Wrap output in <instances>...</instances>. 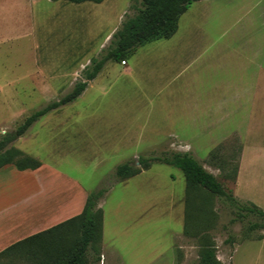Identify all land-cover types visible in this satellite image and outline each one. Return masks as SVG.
<instances>
[{"label":"rangeland","instance_id":"obj_1","mask_svg":"<svg viewBox=\"0 0 264 264\" xmlns=\"http://www.w3.org/2000/svg\"><path fill=\"white\" fill-rule=\"evenodd\" d=\"M140 5L39 0L25 30L0 27V139L83 81ZM131 63L138 71L127 77L108 62L82 96L9 149L58 167L89 193L108 188L98 204L100 264H199L196 234L212 239L222 264H264V230L248 233L262 219L240 217L224 198L211 199L200 230L185 234L189 213L198 211L187 207L181 170L155 163L115 177L139 157L190 153L237 200L264 210V0L193 3L170 41L140 47ZM243 140L251 149L241 165Z\"/></svg>","mask_w":264,"mask_h":264},{"label":"trees","instance_id":"obj_2","mask_svg":"<svg viewBox=\"0 0 264 264\" xmlns=\"http://www.w3.org/2000/svg\"><path fill=\"white\" fill-rule=\"evenodd\" d=\"M53 1L78 5L82 3L101 4L105 0ZM199 1L202 0H141L136 15L124 21L122 27L113 34L110 45L104 50L102 57L94 60L92 66L85 70L83 81L77 82L73 89L61 99L50 102L31 114L14 131L2 136L0 139V170L9 165H13L20 171L38 169L41 166L40 161L25 157L14 148L9 149L10 145L26 135L40 119L49 113L75 102L85 92L89 82L97 78L108 62L128 61L138 48L155 41L171 39L178 31L181 17L193 3ZM15 156L20 158L16 160ZM155 163L175 167L184 174L187 207L191 212L198 211L197 215L189 213L187 223L191 222L192 225L189 228L185 227V234L194 236V232L200 230V214L208 212L207 208L214 197L224 198L240 211L238 214L240 217L253 214L262 219V223L250 225L248 233L264 230V210L252 203L243 204L237 200L190 153L172 152L158 157H139L136 162L119 165L116 168L115 177L118 181L127 180L149 170ZM234 172L236 180L238 169H234ZM107 192V187L92 192L79 216L0 253V264H18L16 260L22 261L23 264H100L104 212L98 208V204L105 198ZM194 197L199 199L197 205ZM195 237L199 241V264H222L217 257L216 246L212 239L207 234H196ZM261 239L263 237L259 238ZM90 253L92 260H90ZM5 258H16V260L5 263L3 262Z\"/></svg>","mask_w":264,"mask_h":264},{"label":"crops","instance_id":"obj_3","mask_svg":"<svg viewBox=\"0 0 264 264\" xmlns=\"http://www.w3.org/2000/svg\"><path fill=\"white\" fill-rule=\"evenodd\" d=\"M38 1L0 0V27H6L7 30L12 27H16L17 31L25 30L24 27L27 26L28 19H31L33 7ZM125 63H120L123 75L133 77L138 69L134 64H129V60ZM92 82H89V85ZM243 141L245 147L241 165L247 151L251 149L250 145L246 146L245 140ZM40 163L41 166L35 170L20 171L13 165L0 170V253L83 212L91 193L58 167L41 161ZM236 179L238 183V174ZM246 201L251 203L249 199Z\"/></svg>","mask_w":264,"mask_h":264},{"label":"built area","instance_id":"obj_4","mask_svg":"<svg viewBox=\"0 0 264 264\" xmlns=\"http://www.w3.org/2000/svg\"><path fill=\"white\" fill-rule=\"evenodd\" d=\"M126 63L125 62H123V65H125Z\"/></svg>","mask_w":264,"mask_h":264}]
</instances>
